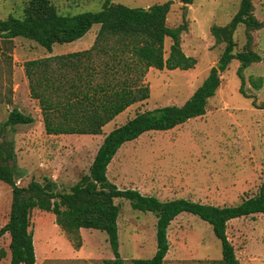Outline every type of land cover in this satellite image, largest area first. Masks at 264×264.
Returning a JSON list of instances; mask_svg holds the SVG:
<instances>
[{
  "label": "rangeland",
  "instance_id": "374dc122",
  "mask_svg": "<svg viewBox=\"0 0 264 264\" xmlns=\"http://www.w3.org/2000/svg\"><path fill=\"white\" fill-rule=\"evenodd\" d=\"M129 8L148 9L172 1L167 25L187 30L181 34V47L196 59L194 68L183 70L150 69L144 83L150 98L137 103L104 128L99 136L48 135L45 132L39 102L31 97L24 65L27 61L65 55L79 49L89 50L100 31L95 25L74 44L55 45L49 54L37 43L17 38L2 42L0 51V128L14 108L31 116L34 123L8 127L3 141L14 144L17 185L51 179L55 192H70L89 173L105 137L138 113L165 106H182L218 65L225 45L216 44L211 34L214 26L229 24L242 0H112ZM254 16L264 23V0H251ZM29 0H0V20L10 16L23 18ZM60 15L75 16L101 11L104 0H51ZM186 7V10L185 8ZM252 49L262 58L244 71V91L238 76L240 63L233 61L221 76V86L210 99L205 116L192 119L168 132H148L125 144L108 168L109 180L120 190H137L162 202L187 199L214 206H237L259 193L264 184V84L256 90L252 79L264 80V28L250 33ZM235 52L245 49L248 33L238 27ZM173 41L165 42L166 58ZM13 201L12 187L0 181V229L9 221ZM121 207L118 220L120 254L127 264L134 259H151L157 249L156 217L133 210L130 201L116 199ZM36 264H103L113 253L104 232L89 230L93 236L85 248L86 258L79 260L74 241L57 225L53 213L34 210L31 215ZM86 232V235L89 233ZM228 237L241 264H264V215L233 220ZM168 237L170 250L164 264H212L223 258V248L209 224L199 217L183 214L172 222ZM107 239V242H105ZM10 236L0 240L7 257L0 264H10ZM52 248V249H51ZM93 250L99 251L95 258ZM48 252L52 253L48 254Z\"/></svg>",
  "mask_w": 264,
  "mask_h": 264
},
{
  "label": "trees",
  "instance_id": "16d2710c",
  "mask_svg": "<svg viewBox=\"0 0 264 264\" xmlns=\"http://www.w3.org/2000/svg\"><path fill=\"white\" fill-rule=\"evenodd\" d=\"M185 6L192 0H181ZM251 0L240 1V7L226 26H214L211 34L216 44L225 48L218 65L213 67L192 97L182 106H165L138 113L125 124L115 128L104 139L89 173L71 188L57 193L51 179L31 181L26 187L17 185L14 144L3 141L8 127L34 123L31 116L14 108L0 128V181L12 187L13 201L8 223L0 229V240L10 236V264H36L31 215L34 210L53 213L57 225L81 246V229L104 232L108 236L113 260L103 264H127L120 254L118 220L121 207L116 199L130 201L133 210L151 213L156 219L157 249L151 259H134L132 264H164L170 250L169 228L179 216L191 214L210 225L223 248V258L212 264H241L228 237L231 221L259 214L264 215V184L259 193L237 206H214L175 199L162 202L137 190H120L108 178V168L119 150L148 132H168L188 121L205 116L209 101L221 86V76L233 61L240 63L238 76L244 91V71L262 58L252 49V31L264 28L254 16ZM172 1L148 9L129 8L104 0L101 11L75 16L60 15L51 0H29L23 18L10 16L0 20V51L2 42L17 38L37 43L49 54L55 45L71 44L84 38L95 26L100 31L89 50L27 61L25 74L30 93L37 100L48 135L99 136L104 128L137 103L150 98L144 80L150 69L188 71L197 64L181 47L183 24L177 28L167 25ZM186 10V7H184ZM245 26L248 41L245 49L235 52L234 35ZM173 44L166 58L165 42ZM252 86L261 90L263 78L252 79ZM7 252L0 249V261Z\"/></svg>",
  "mask_w": 264,
  "mask_h": 264
},
{
  "label": "crops",
  "instance_id": "0c3cea01",
  "mask_svg": "<svg viewBox=\"0 0 264 264\" xmlns=\"http://www.w3.org/2000/svg\"><path fill=\"white\" fill-rule=\"evenodd\" d=\"M75 43V42H74ZM74 43H71V44H74ZM74 52H80V50L79 49H77V50H74L73 52H71V53H74ZM54 53V52H53ZM52 53V54H53ZM51 54V55H52ZM40 124L41 125H43V122H40ZM89 230H91V229H81L80 230V233H81V236H82V238H83V242H84V248L82 249V251L81 252H77V256H78V258H79V260L81 259V258H86L85 257V255H83L84 254V251L83 250H85V248H87V245L88 244H90V240H89V238L91 237V236H93V234H95V233H93V232H90ZM89 231V233L86 235V232H88ZM105 242H107V239H105ZM52 249V248H51ZM94 255H96V257L95 258H99V251L98 250H93V252H92ZM48 254H51V255H53V252L51 253H49L48 252ZM37 255V254H36ZM114 259V255H113V257H111L110 256V254H109V251H108V255L103 259V261L104 260H113Z\"/></svg>",
  "mask_w": 264,
  "mask_h": 264
}]
</instances>
